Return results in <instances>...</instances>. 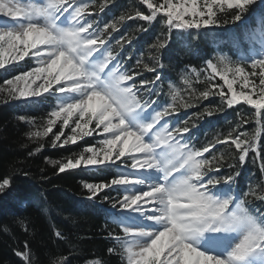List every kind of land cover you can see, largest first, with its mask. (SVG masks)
<instances>
[{
	"label": "snow or ice",
	"instance_id": "snow-or-ice-1",
	"mask_svg": "<svg viewBox=\"0 0 264 264\" xmlns=\"http://www.w3.org/2000/svg\"><path fill=\"white\" fill-rule=\"evenodd\" d=\"M113 2L0 0V13L11 18L0 22V69L18 70L25 58L36 64L3 81L0 93L5 96V102L54 97L56 103L50 106L42 130L26 133L29 139L46 137L61 122L60 131L51 140L54 148L76 144L97 132L105 137L99 140V147L87 146L66 162L49 161L61 173L81 166L94 167L97 171L118 170L109 182H82L89 200L100 197L109 200L105 190L120 192L114 187L117 185L143 184L144 181L136 179L137 171L161 173L159 183H147L143 190L117 200L126 209L136 206L137 211L146 213L147 219L154 222L150 229H132L113 220L123 235H113L111 231L108 235L116 241L126 264H264V211L253 208L249 199L264 201V195L257 196V189L251 187L243 193L237 191L240 172L232 171L245 165L254 153L253 164L259 162L264 177V148L260 144L264 135V14L259 17V29L246 33L253 40L249 51L254 55L237 61L224 54L207 59L205 72L210 70V73L203 81L204 91L197 93L191 79L185 76L183 82L190 90L188 98L169 83L170 100L162 103L163 77L157 70L162 65H150L141 54L133 68H128L122 61L131 60L132 54L125 57L124 52L134 37L125 33L116 38L113 34L127 20L138 19L151 26L159 17L161 35L149 45V59L158 61L159 57L153 56L151 50L158 52L168 44L163 28L169 33L175 29L190 34L192 30L235 25L243 20L255 0H139L147 7L148 14L137 8L134 15L121 13L106 22L90 18L93 14L90 9L99 16ZM147 30L141 26L133 31ZM234 39L238 42L240 37L236 35ZM256 39H259L258 49ZM141 66L144 71L154 73L155 78L145 80L142 72L136 71ZM190 73L200 80L202 73L196 68H191ZM216 76L224 82L223 86L211 83ZM210 96H219L227 108L243 103L254 112L249 116L237 112L236 126L223 139L218 134L207 146L198 148L191 140L184 139V134L192 130L188 120L202 119L204 114L212 116L224 111L223 107H205L203 113H195L183 125L177 123L172 127L168 121L180 109L192 108ZM18 119L36 124L35 118L21 115ZM250 121L255 122V129L239 131ZM92 124L95 127H90ZM66 127L71 128V133L65 136ZM218 144L228 146L231 156L217 155ZM43 147L40 144L35 151ZM205 153H211L210 158ZM225 164L230 172L220 176ZM9 186L10 179L3 178L0 192ZM123 192L127 193V189ZM55 236L63 239L59 230ZM202 240L207 241L209 248L219 251L202 249ZM107 251L112 254L115 249ZM15 254L24 264H35L27 242L24 250H15Z\"/></svg>",
	"mask_w": 264,
	"mask_h": 264
},
{
	"label": "trees",
	"instance_id": "trees-1",
	"mask_svg": "<svg viewBox=\"0 0 264 264\" xmlns=\"http://www.w3.org/2000/svg\"><path fill=\"white\" fill-rule=\"evenodd\" d=\"M85 2L98 4L103 0ZM137 8L148 14L147 7L139 0H114L99 16L95 14V10L90 9L93 12L90 18L106 22L121 13L134 15ZM262 14L264 1L255 0L243 20L236 22L235 25L213 26L199 32L192 30L190 34L175 29L169 33L163 28V34L169 40L168 44L158 52L151 50L153 56L159 57L158 61L149 59V45L161 35L162 25L159 17L151 26L138 19L127 20L113 35L119 38L125 33H130L134 37L133 43L125 46L124 52L125 57L131 53L132 58L129 61H122L127 63L128 68H133L136 58L141 54L150 65H162V68L158 67L157 70L163 77L161 86L164 95L160 97L163 103L170 100L169 83L178 89L185 99L188 98L190 90L183 82L185 76L191 79L197 93L204 91L206 84L203 81L210 73V70L205 72L207 59L224 54L237 61L240 59L237 53L244 51L248 53L253 47V40L249 39L246 33L250 29L259 28V17ZM141 26L147 27L148 30L139 33L133 31ZM236 35L240 37L238 42L234 39ZM35 66L34 61L25 58V61L20 62L18 70L6 72L0 69V85L5 79L18 75L20 70L28 71ZM193 67L202 73L199 81L196 80L195 74L190 73ZM136 71L142 72L145 80L155 78L154 73L144 71L142 66ZM211 83L224 85L219 76ZM235 87L239 89V85ZM224 91L227 92L226 86ZM5 99L0 93V181L6 177L10 179V186L0 192V264H24L22 258L15 254V250H24L25 242L35 264H53L62 260H66L67 264H92L96 260H100L101 264H126V261H122L116 241L110 239L108 235L110 231L113 235H123L120 226L113 223V220L117 221L116 217L119 215L114 209L115 206L118 207L116 202L121 195V187L114 186L120 192L105 190L110 197L109 200H104L103 197L89 200L87 190L82 187V182H109L118 170L97 171L94 167L81 166L61 173L58 172L57 165L49 163L50 160L66 162L68 157L78 155L87 146L99 147V140L105 137L97 132L76 144L54 148L51 146V140L54 134L60 131L61 122H58L48 136L29 139L27 132L42 130L41 126L51 111L50 106L56 103L55 98L52 96H48L46 100L40 97L22 98L7 103ZM205 107H223L224 111L214 113L212 116L204 114L202 119L188 120L189 117H194L195 113H203ZM241 111L249 116L254 109L243 103L227 108L221 104L219 96H210L192 108L180 109L168 122L175 127L177 123L183 125L184 121L188 120V126L192 130L190 134H184V139L191 140L196 147L202 148L207 146L208 142L214 141L218 134L223 139L224 134L236 126L238 120L236 114ZM21 115L35 118V126L20 121L18 117ZM90 127H95V124ZM255 128V122L250 121L243 124L239 131L251 132ZM70 133L71 128L66 127L64 135ZM40 144L44 147L36 152L35 149ZM260 144L264 148V135L261 136ZM216 153L217 155L223 153L226 158L231 156L226 145H216ZM252 155L254 153L249 155L245 165L238 166L232 171L240 172L236 180L237 191L243 193L251 187L257 189V196H262L264 177L261 176L259 162L253 164ZM210 156L211 153H205L206 158ZM229 172L225 164L219 175L224 176ZM249 199L253 208L264 211V201L253 197ZM56 230L62 233L63 239L56 238ZM108 248H114L115 251L109 254Z\"/></svg>",
	"mask_w": 264,
	"mask_h": 264
},
{
	"label": "rangeland",
	"instance_id": "rangeland-1",
	"mask_svg": "<svg viewBox=\"0 0 264 264\" xmlns=\"http://www.w3.org/2000/svg\"><path fill=\"white\" fill-rule=\"evenodd\" d=\"M264 1V0H259ZM23 3H29L31 0H22ZM36 2H40V0H36ZM11 18L3 17V14L0 13V22H4L6 20H10ZM37 83H40L39 81ZM146 119V118H145ZM127 171V170H125ZM161 178V173L158 170H146V171H137L136 172V179L144 181L143 184L141 183H134L129 185H118L121 187V195L118 199L122 198V196L126 194H134L136 191L143 190L147 183L156 182L159 183ZM127 189V193L123 192L124 189ZM117 203V202H116ZM114 212H118L121 217L122 221L121 224L124 227H129L132 229H150L152 225L154 224L153 221L147 219V214L142 213L140 211L136 210V206H133L132 208H123L118 204V207L115 206ZM201 244H204L208 246L206 240H202ZM210 251H219L215 249H210Z\"/></svg>",
	"mask_w": 264,
	"mask_h": 264
},
{
	"label": "bare ground",
	"instance_id": "bare-ground-1",
	"mask_svg": "<svg viewBox=\"0 0 264 264\" xmlns=\"http://www.w3.org/2000/svg\"><path fill=\"white\" fill-rule=\"evenodd\" d=\"M201 248H203V247H201Z\"/></svg>",
	"mask_w": 264,
	"mask_h": 264
}]
</instances>
